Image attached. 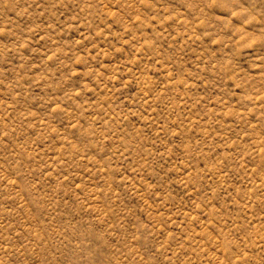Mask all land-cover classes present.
Wrapping results in <instances>:
<instances>
[{
    "label": "rangeland",
    "instance_id": "obj_1",
    "mask_svg": "<svg viewBox=\"0 0 264 264\" xmlns=\"http://www.w3.org/2000/svg\"><path fill=\"white\" fill-rule=\"evenodd\" d=\"M0 264H264V0H0Z\"/></svg>",
    "mask_w": 264,
    "mask_h": 264
}]
</instances>
